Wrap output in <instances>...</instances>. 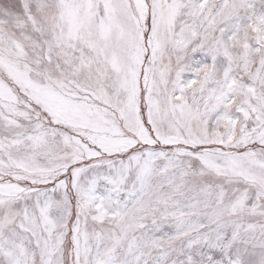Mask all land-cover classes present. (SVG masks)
Here are the masks:
<instances>
[{
	"label": "snow or ice",
	"instance_id": "snow-or-ice-1",
	"mask_svg": "<svg viewBox=\"0 0 264 264\" xmlns=\"http://www.w3.org/2000/svg\"><path fill=\"white\" fill-rule=\"evenodd\" d=\"M0 264H264V0H0Z\"/></svg>",
	"mask_w": 264,
	"mask_h": 264
}]
</instances>
